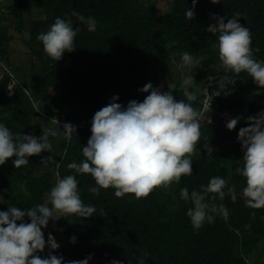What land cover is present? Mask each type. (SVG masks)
<instances>
[{
  "label": "trees",
  "instance_id": "obj_1",
  "mask_svg": "<svg viewBox=\"0 0 264 264\" xmlns=\"http://www.w3.org/2000/svg\"><path fill=\"white\" fill-rule=\"evenodd\" d=\"M11 1L3 5L0 0V15L8 11L14 18L15 29L29 36L25 43L30 66L27 72L23 66L15 70L25 88L17 86L12 93V78L4 68L0 69V73L5 72L0 79V123L14 135L19 132L37 136L41 120L48 128L55 125L56 130L57 123L51 119L66 115L77 131L70 140L66 139L67 133L60 139L49 136L54 168L40 173L41 154L29 157L27 166L15 168V157L0 166V194L6 201L0 203V211H7L9 206L21 210L38 204L51 207V188L58 179L75 175L84 204L94 205L96 212L86 218L70 215L50 220L47 228L42 229L46 240L51 233L60 243L53 254L63 255L65 262L93 254L89 264H111L113 259L138 264L139 258L145 264H252L253 253L262 251L264 255V209L246 206L242 192L246 178L236 172L243 167L239 129L248 126L247 117L264 111V88L247 73H241L235 77L234 85L219 90L218 81L224 74L218 55L219 34L207 31L208 26L218 22L212 14L226 17L227 22V18L240 13L239 22L251 30L254 57L264 61V0H221L217 4L197 0L193 20L185 15L192 8V0H170L168 5L159 7L156 0H23L16 4ZM32 9L38 12L37 16L26 14V10L29 13ZM73 10L94 17L97 30L89 32L85 24L71 17L73 27L81 29L75 39L76 49L65 52L56 62L44 52L37 36L49 30L57 17L67 19L66 14ZM13 39L10 27L3 23L2 58L7 57ZM183 52H189L201 63L191 68L192 85L178 82L173 86ZM162 76L168 77L169 84L161 91L188 102L183 94V88L188 87L196 95L192 106L203 113L201 140L192 157L193 174L182 177L170 189L157 188L139 200L134 194L118 198L111 187L102 188L99 196L93 195L88 191L96 186L92 176L75 173L67 166L84 159L82 149L91 136L94 114L109 104L113 96L118 95L116 102L125 107L131 100L142 102L150 93L139 89L149 82L158 87ZM210 82L212 85H208ZM207 87L214 93L211 108L204 110L203 89ZM52 88H56L55 93H51ZM226 91L231 94L226 95ZM32 101L40 111L32 107ZM237 116L241 119L236 129L229 130L226 122ZM204 143L213 146L212 154L203 149ZM216 176L228 181L229 186L236 185L237 200L232 202L226 195L222 201L218 196L213 201L211 196L215 194H209L207 202L217 207L223 204L229 216L225 220L218 212H210L214 223L205 222L194 230L187 216L193 205L181 198V189L186 187L189 193L200 190L201 185L206 186ZM25 220L30 222L28 217ZM72 236L77 238L75 244L70 240ZM48 251L46 246L38 254L46 257Z\"/></svg>",
  "mask_w": 264,
  "mask_h": 264
},
{
  "label": "clouds",
  "instance_id": "obj_2",
  "mask_svg": "<svg viewBox=\"0 0 264 264\" xmlns=\"http://www.w3.org/2000/svg\"><path fill=\"white\" fill-rule=\"evenodd\" d=\"M211 2L217 4L221 0ZM196 3L197 0H192V8L185 12L189 20L195 17ZM66 16L67 19L57 17L49 30L37 36L44 52L56 62L62 59L65 52L76 49L75 39L81 29L73 27L71 17L74 16L85 24L89 32L97 30L98 21L92 16L85 17L75 10ZM212 17L218 22L208 26L207 31L219 34L218 55L224 72L218 81L219 90H225L229 84L234 85L235 77L241 73H247L255 84L264 88V61L254 57L251 30L239 22L241 14L236 13L232 18H227V22L224 16L212 14ZM255 51L258 52L259 49ZM200 63L189 52H183L178 67L193 68ZM14 67L10 61L0 60V69L4 68L5 72L14 70ZM15 69L17 70L16 67ZM18 74L11 77L13 83L20 82ZM191 83V79L183 82L184 85ZM161 88L162 85L154 87L149 82L139 89L150 93L142 102L131 100L125 107L116 102L119 100L117 95L94 114L91 136L82 149L84 159L67 166L75 173L92 176L96 186L88 188V191L93 195L99 196L102 188L111 187L118 198L134 194L139 200L147 198L157 188L170 189L182 177L193 174L192 157L201 140L200 119L203 113L192 106L196 95L188 87L183 88L188 102L177 100L168 91H161ZM225 94L231 92L226 91ZM32 107L37 112L40 111L35 101H32ZM63 118L66 139L70 140L71 134L76 133L77 126ZM240 119V116L229 119L226 127L229 130L236 129ZM51 121L60 122L55 117ZM247 124L238 133L243 151V167H238L236 172L246 178V187L242 190L246 206L264 209V111L247 117ZM41 126L43 135L37 137L19 132L14 135L7 126L0 123V166L15 157L12 162L15 168H20L29 164L31 156L40 155L43 151L51 153L49 136L56 137L59 133L53 128L45 129L42 124ZM203 149L207 154L213 153V146L208 143L203 144ZM51 159V156L46 157L43 162ZM78 184L75 175L58 179L50 191L51 207L38 204L21 210L16 206H9L7 211H0V264H89L93 254L82 260L67 262L63 255L53 254L61 245L51 233L46 240L42 231L47 228L50 220L70 215L81 218L94 215L95 206L84 204ZM7 191L3 189V192ZM180 194L182 199L191 201L193 205L188 209L187 216L190 217L194 230H199L205 222L214 223L215 217L210 212H218L225 220L229 216V210L223 204L217 207L214 203L210 205L207 202L209 194H215L211 196L213 201L217 196L222 201L226 195L231 197L232 202L237 200L236 185L229 186L228 181L219 176L211 178L206 186L201 185L200 190L189 193L185 187ZM0 203H6L2 194ZM70 240L75 244L77 238L72 236ZM46 246L49 247L48 255L41 257L38 253L43 252ZM111 264H123V261L113 259ZM138 264H145L144 259L139 258Z\"/></svg>",
  "mask_w": 264,
  "mask_h": 264
},
{
  "label": "rangeland",
  "instance_id": "obj_3",
  "mask_svg": "<svg viewBox=\"0 0 264 264\" xmlns=\"http://www.w3.org/2000/svg\"><path fill=\"white\" fill-rule=\"evenodd\" d=\"M168 1H170V0H156L157 6L158 7L159 6H166V5H168ZM11 2L13 4H16L18 2H24V1L23 0H13ZM6 3H7V0H3V5H5ZM28 3H30V1ZM25 6H27V4ZM7 12L3 13L4 14V18H3L4 23H6L8 25V27H10V32H11V34L14 35V39L12 40L10 45L8 46L9 53H8V55L4 61H10L16 68H18L19 66H23V67H25L24 71L27 72L28 67L30 66V56L28 55V48H27L28 46L25 42L27 41L26 39H28L29 36L26 33H20V32H18V30L15 29L14 26H16V25H15L14 18L12 15H8ZM26 14L30 17H35L38 15V12L34 11L32 9L28 13V11L26 10ZM5 18H8V19H5ZM66 63L67 64L70 63V56L66 57ZM180 64H181V62H179L178 65H180ZM15 70L16 69L12 70V74L14 73L16 75ZM179 70H180V72L176 73V75L174 77L175 81L172 84L173 86H174V84H176L178 82H184L185 80H189L192 77V74L190 73L191 68H189V67L180 68L179 67ZM168 84H169L168 77H166V76L160 77L158 87H160L162 85L161 90L164 88L165 85H168ZM190 85H192V83ZM185 86H189V85H185ZM55 92H56V88H52L51 93H55ZM207 101H209V99L205 100V102H207ZM59 118H60L59 119L60 122H57V127H56V131L59 133L57 135L58 139L62 138L66 134L65 129L63 128L64 122L61 119L63 117H59ZM63 119L65 121L69 120V118L66 115L64 116ZM36 122H38V121L36 120ZM40 122L43 126L45 125L44 126L45 129L48 128V127H46L45 121L41 120ZM53 128L55 129V125L53 126ZM42 135H43V127L40 129L37 137H40ZM58 139H56V141H58ZM49 156H50V154L48 151H43L41 153L42 165L40 168V173L47 171L49 168H54L55 160L52 161V159H51L47 162H43L44 159L46 157H49ZM51 157H53V155H51ZM261 245L264 246V242H262ZM263 260H264V255H263L262 251L260 253H257V254L253 253V255H251V257H250V262L252 264H264Z\"/></svg>",
  "mask_w": 264,
  "mask_h": 264
},
{
  "label": "bare ground",
  "instance_id": "obj_4",
  "mask_svg": "<svg viewBox=\"0 0 264 264\" xmlns=\"http://www.w3.org/2000/svg\"><path fill=\"white\" fill-rule=\"evenodd\" d=\"M4 13V12H3ZM2 13V15H0V27L2 26V24L4 23V14ZM0 60H5L4 58H2L1 57V55H0ZM6 73H9L10 74V78L11 77H14L15 76V74H12V71L10 70V71H7ZM1 74V73H0ZM5 74V73H4ZM4 74H2V75H0V79L2 78V76L4 75ZM17 86H20V87H22L23 89L25 88L24 86H23V84L21 83V82H16V83H12L11 84V86H10V89H9V91L12 93V92H14L15 90H16V88H17ZM213 93L214 92H208V93H205L206 95L204 96V98H203V103H205V100L206 99H211L212 98V95H213ZM58 115V114H57ZM48 116V115H47ZM44 117V116H43ZM49 117V116H48ZM52 224V223H51ZM51 226V225H50ZM46 229V228H45Z\"/></svg>",
  "mask_w": 264,
  "mask_h": 264
},
{
  "label": "built area",
  "instance_id": "obj_5",
  "mask_svg": "<svg viewBox=\"0 0 264 264\" xmlns=\"http://www.w3.org/2000/svg\"><path fill=\"white\" fill-rule=\"evenodd\" d=\"M208 85H212V83L210 82ZM204 91H205V93H208V92H210V89H209V87H207L206 89H204ZM216 92V91H215ZM211 100H209V101H207V102H205L204 103V110H209L210 108H211Z\"/></svg>",
  "mask_w": 264,
  "mask_h": 264
}]
</instances>
